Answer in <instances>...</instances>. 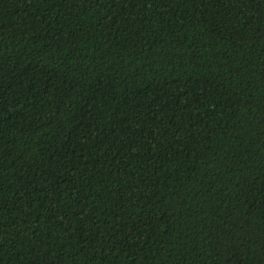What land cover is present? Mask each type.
Here are the masks:
<instances>
[{"label": "trees", "instance_id": "obj_1", "mask_svg": "<svg viewBox=\"0 0 264 264\" xmlns=\"http://www.w3.org/2000/svg\"><path fill=\"white\" fill-rule=\"evenodd\" d=\"M0 264H264V0H0Z\"/></svg>", "mask_w": 264, "mask_h": 264}]
</instances>
